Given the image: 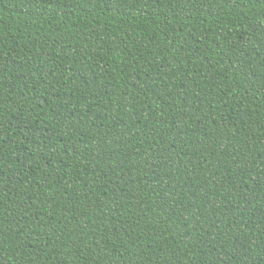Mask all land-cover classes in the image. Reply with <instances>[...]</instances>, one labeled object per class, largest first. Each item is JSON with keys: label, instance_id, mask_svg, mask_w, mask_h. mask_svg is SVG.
Here are the masks:
<instances>
[{"label": "trees", "instance_id": "16d2710c", "mask_svg": "<svg viewBox=\"0 0 264 264\" xmlns=\"http://www.w3.org/2000/svg\"><path fill=\"white\" fill-rule=\"evenodd\" d=\"M0 264H264V0H0Z\"/></svg>", "mask_w": 264, "mask_h": 264}]
</instances>
